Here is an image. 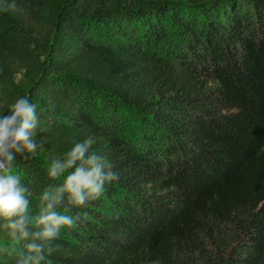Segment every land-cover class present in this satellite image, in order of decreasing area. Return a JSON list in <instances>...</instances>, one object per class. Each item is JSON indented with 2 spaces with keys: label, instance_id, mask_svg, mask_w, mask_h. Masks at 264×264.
<instances>
[{
  "label": "trees",
  "instance_id": "1",
  "mask_svg": "<svg viewBox=\"0 0 264 264\" xmlns=\"http://www.w3.org/2000/svg\"><path fill=\"white\" fill-rule=\"evenodd\" d=\"M25 96L29 234L0 218V264H264V0H0V118ZM86 140L119 178L41 239Z\"/></svg>",
  "mask_w": 264,
  "mask_h": 264
},
{
  "label": "clouds",
  "instance_id": "2",
  "mask_svg": "<svg viewBox=\"0 0 264 264\" xmlns=\"http://www.w3.org/2000/svg\"><path fill=\"white\" fill-rule=\"evenodd\" d=\"M9 112L10 115L0 118V218L10 221L8 227L13 235L18 232L22 238H26L29 234L26 230L28 221L26 213L29 207V201L25 196L27 189L21 186L20 178L12 173L10 164L13 160V150L20 151V145L28 152L36 151L38 145L30 140V132L36 126V114L35 107L27 96L18 98L11 105ZM90 146V140L77 143L67 154L66 163L53 161L49 165L48 175L55 179L72 168L77 161L81 162L75 171L66 176L63 187L56 195L44 193L43 200L48 203L38 219V224L42 226V231L36 234L39 238L51 240L58 236L62 227H73L74 222L70 216L54 210L62 193H67L75 205L83 206L89 197L96 199L103 193L106 181L119 178L115 173L104 174L102 172L104 165L95 155L84 159ZM28 251L36 253L37 264L39 259H43L40 255L41 246L30 244Z\"/></svg>",
  "mask_w": 264,
  "mask_h": 264
}]
</instances>
